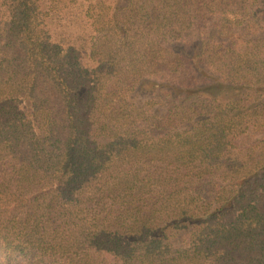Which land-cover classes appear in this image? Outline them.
Returning <instances> with one entry per match:
<instances>
[{"label":"trees","instance_id":"1","mask_svg":"<svg viewBox=\"0 0 264 264\" xmlns=\"http://www.w3.org/2000/svg\"><path fill=\"white\" fill-rule=\"evenodd\" d=\"M263 20V0H0V264H264ZM145 78L176 92L164 114L130 101Z\"/></svg>","mask_w":264,"mask_h":264},{"label":"rangeland","instance_id":"2","mask_svg":"<svg viewBox=\"0 0 264 264\" xmlns=\"http://www.w3.org/2000/svg\"><path fill=\"white\" fill-rule=\"evenodd\" d=\"M264 4V0H263ZM264 23V20H263ZM257 32L259 35H264V24L263 26L257 27ZM178 47L177 45H174ZM171 91L165 87L163 83L159 80L152 79V78H145L140 84L138 85L135 92L130 95V101L135 104H144L146 101L149 100H156L158 102L157 109L155 110L158 114H164L168 110L169 98L170 96H175L176 92ZM169 95V96H168ZM168 130L161 127H152L151 134L152 135H159L164 134ZM213 185L209 183L201 184L198 187L199 193H201L205 198H211L213 195L212 191ZM185 235L182 234L175 240V246L177 248H184L185 247Z\"/></svg>","mask_w":264,"mask_h":264}]
</instances>
